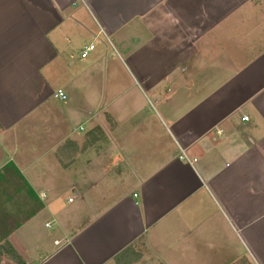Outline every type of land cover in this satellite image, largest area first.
I'll use <instances>...</instances> for the list:
<instances>
[{"label":"crops","instance_id":"0c3cea01","mask_svg":"<svg viewBox=\"0 0 264 264\" xmlns=\"http://www.w3.org/2000/svg\"><path fill=\"white\" fill-rule=\"evenodd\" d=\"M11 184L50 199L9 230ZM0 230L24 264H264V0H0Z\"/></svg>","mask_w":264,"mask_h":264},{"label":"rangeland","instance_id":"374dc122","mask_svg":"<svg viewBox=\"0 0 264 264\" xmlns=\"http://www.w3.org/2000/svg\"><path fill=\"white\" fill-rule=\"evenodd\" d=\"M114 56L116 60H118L117 59L118 56L116 55ZM118 62H121V61L118 60ZM78 124L79 122H76L71 127L75 128L78 126ZM46 126L51 128L50 124H47ZM42 139H45V143L47 142V136H42ZM14 191H15V185L11 184L10 187L7 188V193L10 192L12 193V195H9L10 197L7 200L8 206L6 207V210L4 211V215H2V217L4 218L3 224L9 230L12 229V227L16 225H20L21 223H24L30 217V215L36 210V208L46 206L49 203V199H50V198L42 199L40 196L38 198L36 194L35 195L32 194L28 196H20L19 194L15 195ZM42 223H43V220H42ZM43 230H46L44 232L47 235H51L53 233L52 228L43 229ZM3 234L4 232L0 230V239H1L0 249L4 245V242H2ZM0 264H16V263L9 259V256L7 255L6 252H4L3 250H0Z\"/></svg>","mask_w":264,"mask_h":264},{"label":"built area","instance_id":"2783aa9c","mask_svg":"<svg viewBox=\"0 0 264 264\" xmlns=\"http://www.w3.org/2000/svg\"><path fill=\"white\" fill-rule=\"evenodd\" d=\"M93 49H94V45L93 44H90L87 47L83 48V50H82V52L80 54L81 58H86L88 56L89 52L92 51ZM54 97L59 99V100H62V101L66 99V96H65V94L63 93L62 90H57L56 93L54 94ZM243 119L247 120L246 117H244ZM41 198H45V194H42ZM68 202H72V199H69ZM45 227L46 228H50L51 224L50 223H46ZM57 243L58 242H56V244Z\"/></svg>","mask_w":264,"mask_h":264},{"label":"trees","instance_id":"16d2710c","mask_svg":"<svg viewBox=\"0 0 264 264\" xmlns=\"http://www.w3.org/2000/svg\"><path fill=\"white\" fill-rule=\"evenodd\" d=\"M0 250H3L4 252H6L7 255L9 256V259L15 262L16 264H24V262L20 259V257L15 252V250L8 243H4V245L1 247ZM129 252H130V249L126 250L124 252V256L125 255L128 256Z\"/></svg>","mask_w":264,"mask_h":264}]
</instances>
